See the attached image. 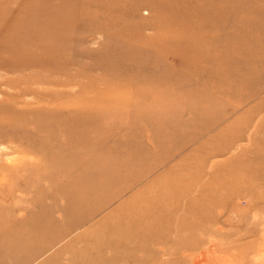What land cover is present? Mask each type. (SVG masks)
<instances>
[{"label": "rangeland", "instance_id": "1", "mask_svg": "<svg viewBox=\"0 0 264 264\" xmlns=\"http://www.w3.org/2000/svg\"><path fill=\"white\" fill-rule=\"evenodd\" d=\"M4 9L0 264H264V0Z\"/></svg>", "mask_w": 264, "mask_h": 264}, {"label": "bare ground", "instance_id": "2", "mask_svg": "<svg viewBox=\"0 0 264 264\" xmlns=\"http://www.w3.org/2000/svg\"><path fill=\"white\" fill-rule=\"evenodd\" d=\"M7 1H9V0H0V19H2V17H3V15L5 14V9H4V6H5V4H6V2ZM44 10V8L42 7V6H40V7H37V8H35V7H33V8H31V11H30V15H33V16H38L39 17V14H40V11H43ZM40 20V19H39ZM40 21H42V20H40ZM54 26L53 25H50V24H47V21H46V23H42V27L40 26L39 28H38V30H40L41 28H42V30H43V33L46 35L45 37L44 36H42V42H45V43H47V46L49 47V46H51V44L49 43L50 42V40H51V38L53 37V36H55V35H51L52 34V32H53V28ZM20 29L19 30H16L15 32H14V35H13V37H14V41H16L17 43H20V44H23L24 42H25V39L22 37L23 35H22V32H21V30H26L27 32L30 30V31H35L34 29H29V27L27 26H25V20H21L20 21V27H19ZM183 50V49H182ZM29 51H31L32 52V49L30 48L29 49ZM180 63H181V61H179ZM69 124V123H68ZM69 129V128H68ZM60 130V129H59ZM63 131V130H62ZM61 132V131H60ZM73 132H75L74 130H73ZM65 133V132H64ZM67 138V137H66ZM69 138H71V135H69ZM83 206V204L81 203V204H78V205H76V207H78L79 209L81 208ZM130 218L131 219H137L136 217H134V216H130ZM129 218V219H130Z\"/></svg>", "mask_w": 264, "mask_h": 264}, {"label": "crops", "instance_id": "3", "mask_svg": "<svg viewBox=\"0 0 264 264\" xmlns=\"http://www.w3.org/2000/svg\"><path fill=\"white\" fill-rule=\"evenodd\" d=\"M227 115H231V114H227ZM230 125H227V127H229ZM227 127H224V128H221L220 131L221 133H215L214 136H215V141H214V147L217 148V150H215L213 152V156H219V155H226L227 152H229V149L231 148L232 146V135L229 136V143H224V144H227L226 146H222L219 145V142L218 144H215V142L218 140L219 137H222V132H225L226 131V128ZM231 141V142H230ZM203 146V145H202ZM212 155H209V157H211ZM209 159V158H208ZM215 174L219 173L220 176L224 177L225 176V180L223 178V184L222 186H219V190L220 191H223V189H232V168L230 166H226V164H217L214 166V171H213ZM225 172H228L227 174H224ZM229 195L232 194V193H228Z\"/></svg>", "mask_w": 264, "mask_h": 264}]
</instances>
